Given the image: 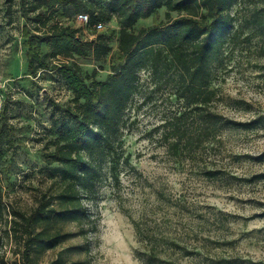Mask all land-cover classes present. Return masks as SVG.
<instances>
[{
	"label": "rangeland",
	"instance_id": "374dc122",
	"mask_svg": "<svg viewBox=\"0 0 264 264\" xmlns=\"http://www.w3.org/2000/svg\"><path fill=\"white\" fill-rule=\"evenodd\" d=\"M88 1L96 7L104 2ZM20 3L0 0V257L6 264H23L21 248L9 235L12 213L29 212L48 193L51 126L73 105L72 92L57 71L28 74L24 27L30 34L36 29L43 33L58 23L77 29L85 41L99 34L109 37L113 51L103 62L90 56L68 60L87 76L96 71L98 81L118 60L114 16L97 30L58 7L44 26L36 15L24 19ZM164 13L160 9L154 18L139 21L136 30L164 22ZM228 14L231 24L211 67L212 108L229 120L260 124L224 129L210 142L175 153L163 141V124L184 114L187 136L196 137L194 114L170 87H154L143 73L139 94L126 112L120 139L126 161L118 168V183L102 180L91 209L96 230L85 241L89 250L71 259L83 258L87 264H218L233 259L264 264V179H253L264 174V0H235ZM41 50L47 52L44 46ZM76 244L83 240L66 242L40 262ZM153 250L156 260L150 258Z\"/></svg>",
	"mask_w": 264,
	"mask_h": 264
},
{
	"label": "trees",
	"instance_id": "16d2710c",
	"mask_svg": "<svg viewBox=\"0 0 264 264\" xmlns=\"http://www.w3.org/2000/svg\"><path fill=\"white\" fill-rule=\"evenodd\" d=\"M234 1L104 0L96 7L88 0H21L22 17L29 20V15H36L44 26L58 7L72 11L75 17L86 15L87 27L97 29L111 16L119 26L118 60L102 81L95 79L96 71L87 76L78 64L68 60L90 56L96 63L103 62L113 51L109 37L99 34L94 40L85 41L77 29L58 23L43 33L36 29L30 34L24 27L28 74L36 77L40 71H57L72 92L73 105L62 110L51 126L53 151L47 160L48 193L29 212L12 213L9 235L21 248L23 264H42L40 260L46 253L77 238L83 244L61 248L45 264H87L83 258L70 257L89 250L85 241L96 230L91 209L102 180L109 178L118 183V168L126 161L120 153L126 112L139 94L143 73L148 74L154 87H170L194 114L191 119L199 130L196 137L187 136L184 114L163 124V141L175 153L210 142L224 129H249L260 124L259 120L235 122L212 108L215 92L211 88V67L231 24L228 12ZM160 9L165 10L164 22L136 30L139 21L154 18ZM253 179H264V174ZM150 258L156 260L154 250ZM237 261L241 260H220L218 264ZM0 264H6L3 257Z\"/></svg>",
	"mask_w": 264,
	"mask_h": 264
},
{
	"label": "built area",
	"instance_id": "2783aa9c",
	"mask_svg": "<svg viewBox=\"0 0 264 264\" xmlns=\"http://www.w3.org/2000/svg\"><path fill=\"white\" fill-rule=\"evenodd\" d=\"M76 18H77V20H78L81 24H83L84 26L87 25V23H88V17H87L86 15L79 14ZM101 27H102L101 25H98V26H97V30L101 29Z\"/></svg>",
	"mask_w": 264,
	"mask_h": 264
}]
</instances>
